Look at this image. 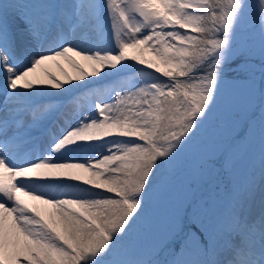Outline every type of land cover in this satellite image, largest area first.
Here are the masks:
<instances>
[{
    "label": "snow or ice",
    "instance_id": "1",
    "mask_svg": "<svg viewBox=\"0 0 264 264\" xmlns=\"http://www.w3.org/2000/svg\"><path fill=\"white\" fill-rule=\"evenodd\" d=\"M0 264H264V0H0Z\"/></svg>",
    "mask_w": 264,
    "mask_h": 264
},
{
    "label": "rangeland",
    "instance_id": "2",
    "mask_svg": "<svg viewBox=\"0 0 264 264\" xmlns=\"http://www.w3.org/2000/svg\"><path fill=\"white\" fill-rule=\"evenodd\" d=\"M249 3H258V0H249ZM214 123L215 121H210L209 125L207 126V129L205 130V133L203 134H210L211 131L213 130ZM260 148H261L260 138L257 135L253 140V143L250 148V154H252V159L255 161L257 166H258V156H259ZM195 149H196V144L194 143L185 153L184 157H182V164L191 159L193 153L195 152ZM157 211L162 212L163 211L162 207H158Z\"/></svg>",
    "mask_w": 264,
    "mask_h": 264
},
{
    "label": "bare ground",
    "instance_id": "3",
    "mask_svg": "<svg viewBox=\"0 0 264 264\" xmlns=\"http://www.w3.org/2000/svg\"><path fill=\"white\" fill-rule=\"evenodd\" d=\"M59 63L64 68V70L67 71L70 75L73 74V70L67 64H65L63 61H60ZM51 71H53V73L56 74V75H60L59 70L56 69L54 66L51 68ZM93 87L94 88L95 87H107V85H95ZM77 95H80V93H77ZM70 107H71L70 105H65L62 108V111H69ZM25 199H27V198H25Z\"/></svg>",
    "mask_w": 264,
    "mask_h": 264
}]
</instances>
